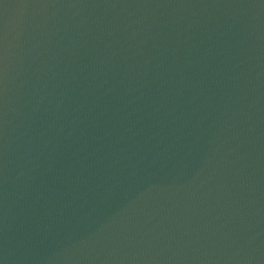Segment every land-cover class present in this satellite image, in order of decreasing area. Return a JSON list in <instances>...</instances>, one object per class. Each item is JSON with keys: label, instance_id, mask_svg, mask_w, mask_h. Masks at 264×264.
<instances>
[{"label": "water", "instance_id": "obj_1", "mask_svg": "<svg viewBox=\"0 0 264 264\" xmlns=\"http://www.w3.org/2000/svg\"><path fill=\"white\" fill-rule=\"evenodd\" d=\"M0 264H264V0H0Z\"/></svg>", "mask_w": 264, "mask_h": 264}]
</instances>
